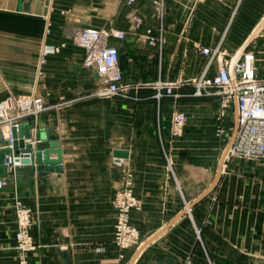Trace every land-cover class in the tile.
<instances>
[{
	"label": "crops",
	"instance_id": "0c3cea01",
	"mask_svg": "<svg viewBox=\"0 0 264 264\" xmlns=\"http://www.w3.org/2000/svg\"><path fill=\"white\" fill-rule=\"evenodd\" d=\"M263 21L264 0H0V102L41 97L47 110L23 123L25 142L36 149L40 134L62 155L59 170L19 163L10 172L0 190V264H264V162L243 158L226 159L216 188L137 256L212 185L233 136L231 120L217 134L215 91L196 96L195 82L218 72L200 49L234 59L247 45L264 78ZM83 29L123 33L108 45L119 50L125 83L140 85L133 98L96 96L103 83L73 38ZM159 83L172 94L158 98ZM177 112L185 127L172 138ZM10 132L0 128V150ZM128 181L140 237L123 247L115 201ZM16 201L34 212L37 249L25 257L15 250Z\"/></svg>",
	"mask_w": 264,
	"mask_h": 264
},
{
	"label": "built area",
	"instance_id": "2783aa9c",
	"mask_svg": "<svg viewBox=\"0 0 264 264\" xmlns=\"http://www.w3.org/2000/svg\"><path fill=\"white\" fill-rule=\"evenodd\" d=\"M134 0H129L131 4ZM158 4V3H157ZM110 36L122 39L120 31L105 32L96 29H83L73 33L75 42L85 52L84 66L93 69L103 83L96 96L110 99L115 97L130 99L131 93L137 91L140 85L127 84L124 81L120 67V53L116 47L108 45ZM201 53L209 58L207 70L214 62L218 63V72L212 78L203 75L195 82L196 96L210 95L214 90L220 97L216 113V127L219 136L225 135L229 120L235 123V101L238 104V129L234 143L229 151L227 159L243 158L250 161L264 162V78L259 76V68L256 63V55L253 52L244 51L234 62V59H226L221 47L210 49L203 47ZM158 98L163 95V89L167 94H172L173 86L157 85ZM47 107L41 97L16 98L10 96L0 102V124L10 128H18L27 116H37L44 113ZM232 122V123H233ZM185 117L177 112L172 120L171 136L180 137L184 131ZM234 132V128H232ZM6 142H13L12 133L4 136ZM9 146V147H10ZM9 175L0 178V190H3L11 181V171L16 168L12 156L7 158ZM130 182L119 193L115 201L118 211L116 223V241L121 246H127L138 240L137 231L129 223L130 210L136 207V200L130 188ZM20 212L16 240L19 249L23 253L35 251L36 245L29 232L31 227V215L28 209L18 203ZM185 264H195L188 259Z\"/></svg>",
	"mask_w": 264,
	"mask_h": 264
},
{
	"label": "water",
	"instance_id": "95a60500",
	"mask_svg": "<svg viewBox=\"0 0 264 264\" xmlns=\"http://www.w3.org/2000/svg\"><path fill=\"white\" fill-rule=\"evenodd\" d=\"M25 12L29 13L30 12V6L27 5L25 8ZM264 24V21L262 22ZM261 24V26H262ZM256 34L251 36L249 39L248 43L253 40ZM247 45L236 55L234 62L239 58V56L246 51ZM234 132L232 139L225 150L221 162H220V167L217 173V176L212 183V185L196 200L194 203L190 204L188 208L183 211L178 217H176L173 221H171L161 232H159L157 235L153 236L149 241L144 243L141 248L139 249L137 256L139 253L152 241H154L158 236H160L164 231H166L168 228H170L179 218H181L183 215L186 214V212L191 209L195 204H197L199 201H201L203 198H205L209 193H211L216 186L218 185L222 173H223V167L224 163L228 157L229 151L234 143L236 132L238 129V104L237 101H235V123H234ZM12 137H13V142L12 145L6 149H1L0 150V155H5V161L2 163L0 162V170L2 173H0V178H7L9 175V167L12 165L8 164V156H15L17 159L15 160L16 164H27L31 165L33 170H38V171H44V172H52L54 170H59L58 166L62 162V155H61V150L59 149L58 143L56 142H47L44 141V139L39 135H37L36 140L37 142H40L35 146L33 143H28L26 144L25 138L26 139H31V130L29 125H21L18 128H12L11 130ZM51 154H56L57 158L52 160L50 158ZM124 156V155H123ZM126 156V155H125ZM19 158V159H18ZM56 165V166H55ZM136 256V257H137ZM132 264V263H131Z\"/></svg>",
	"mask_w": 264,
	"mask_h": 264
},
{
	"label": "rangeland",
	"instance_id": "374dc122",
	"mask_svg": "<svg viewBox=\"0 0 264 264\" xmlns=\"http://www.w3.org/2000/svg\"><path fill=\"white\" fill-rule=\"evenodd\" d=\"M131 97L133 98V96H132V94H131ZM39 115H37V116H27V117H25L23 120H21V122L22 123H24L25 121H27L29 118H35V117H38ZM23 125V124H22ZM2 127H7L6 125H1L0 124V128H2ZM9 130H10V128H9ZM10 134H11V132H10ZM9 136V135H8ZM5 141H6V139H5ZM12 173L15 171V169H13V170H10ZM131 184V183H130ZM126 186V185H125ZM130 188H131V185H130ZM132 191V190H131ZM133 194V193H132ZM134 196V195H133ZM134 198H135V200H136V204H137V206L136 207H133L130 211H132V210H134V209H137V207H138V201H137V199H136V197L134 196ZM18 203H20L24 208H26V209H28L29 210V212H30V215H31V223H32V225H31V227L29 228V232H30V234H31V236H32V230H33V226H34V212H33V210L31 209V208H29V207H27L26 205H24L22 202H20V201H16L15 202V204H14V221H15V224H16V231L18 230V220H19V215H18V213L20 212V210H19V206H17L18 205ZM131 213V212H130ZM130 215V214H129ZM136 230V229H135ZM16 231H15V240H16ZM137 231V230H136ZM137 237H138V239H139V237H140V235H139V233H138V231H137ZM33 237V236H32ZM33 241H34V239H33ZM35 243V242H34ZM36 245V244H35ZM36 248H37V245H36ZM15 250L16 251H18L20 254H21V257H25L26 255H28L29 256V254L30 253H32V252H34V251H32V252H28V253H23L20 249H19V247H18V243H17V240H16V244H15ZM27 256V257H28ZM191 259V258H190ZM192 260V259H191ZM193 261V260H192ZM194 262V261H193ZM195 263V262H194Z\"/></svg>",
	"mask_w": 264,
	"mask_h": 264
},
{
	"label": "bare ground",
	"instance_id": "6f19581e",
	"mask_svg": "<svg viewBox=\"0 0 264 264\" xmlns=\"http://www.w3.org/2000/svg\"><path fill=\"white\" fill-rule=\"evenodd\" d=\"M12 159L14 160V155L12 156Z\"/></svg>",
	"mask_w": 264,
	"mask_h": 264
}]
</instances>
